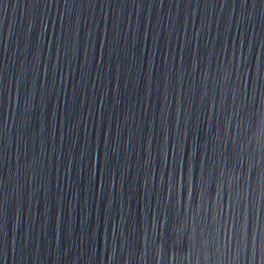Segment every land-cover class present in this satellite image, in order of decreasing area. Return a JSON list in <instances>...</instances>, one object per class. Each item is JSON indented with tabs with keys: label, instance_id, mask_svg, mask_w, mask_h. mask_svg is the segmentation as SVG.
<instances>
[{
	"label": "water",
	"instance_id": "1",
	"mask_svg": "<svg viewBox=\"0 0 264 264\" xmlns=\"http://www.w3.org/2000/svg\"><path fill=\"white\" fill-rule=\"evenodd\" d=\"M0 264H264V0H0Z\"/></svg>",
	"mask_w": 264,
	"mask_h": 264
}]
</instances>
